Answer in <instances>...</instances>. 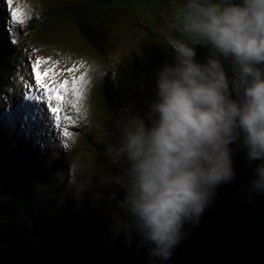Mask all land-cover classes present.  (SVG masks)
<instances>
[{
	"label": "clouds",
	"instance_id": "clouds-1",
	"mask_svg": "<svg viewBox=\"0 0 264 264\" xmlns=\"http://www.w3.org/2000/svg\"><path fill=\"white\" fill-rule=\"evenodd\" d=\"M168 29L174 55L155 72L147 112L113 114L99 157L66 159L52 176L60 204L110 189V228L137 238L149 264L168 261L186 226H198L216 189L235 178L238 152L250 187L264 192V0H184ZM198 46L209 50L203 62ZM61 148L66 156L71 145Z\"/></svg>",
	"mask_w": 264,
	"mask_h": 264
},
{
	"label": "trees",
	"instance_id": "trees-1",
	"mask_svg": "<svg viewBox=\"0 0 264 264\" xmlns=\"http://www.w3.org/2000/svg\"><path fill=\"white\" fill-rule=\"evenodd\" d=\"M32 2L38 4L39 12L27 29L40 44L48 48L58 45L65 55L69 48L74 55L84 58L81 66L72 64L79 73L76 77L83 81L94 63L88 59L104 60L111 38L117 34L116 28L128 24L129 29H133L137 51L129 49L128 54L106 65L100 74L101 80L91 79L94 85L88 104L98 122L96 130L100 135L111 126L113 114L123 108L139 111L142 115L147 112L154 98L155 72L165 61L171 62L174 55L162 33L168 32L172 16L184 0ZM8 16V6L0 0V98L5 88H13L7 80L14 71L12 66L19 64L25 68L21 56H14L6 42L8 34L4 28ZM57 50L58 47L52 49ZM208 55L207 48H196L198 61L203 62ZM43 101L49 113L48 101L45 98ZM19 128L24 129V134L13 137L0 130V248L7 263L86 264L101 253L116 234L110 228L109 217L114 206V201L109 199L111 190L98 188L95 192L101 194L100 199L90 194L78 203L67 196L66 202L60 204L58 196L63 187L55 185L52 176L66 168V159H76L79 155L88 162L97 159L101 142L93 144L91 150H81L79 155L64 156L60 151L54 156L58 158L50 159L51 148L45 131L39 128L38 119L25 120ZM53 133L56 143L57 135ZM37 185L46 187L37 189ZM108 200L109 204L103 205ZM91 204L99 209L96 214L88 208Z\"/></svg>",
	"mask_w": 264,
	"mask_h": 264
},
{
	"label": "rangeland",
	"instance_id": "rangeland-1",
	"mask_svg": "<svg viewBox=\"0 0 264 264\" xmlns=\"http://www.w3.org/2000/svg\"><path fill=\"white\" fill-rule=\"evenodd\" d=\"M16 1L18 2L16 4L13 2L12 7L14 10H18L24 23L20 25L19 31L13 32L10 35L6 27L4 31L8 34L6 42L13 49V55L21 56L20 59L25 68H21L19 64L17 67L12 66L14 71L10 72L7 77L8 82L12 83L13 88H5L3 90L5 94L0 98V130L5 132L7 136L9 134L12 137L22 135L24 134V129H18V127L25 120L28 122L38 119L39 128L45 131L47 142H49L51 148L49 150L50 159L58 156L60 151L65 156L61 145H64L66 148L71 145V150L66 156L79 155L83 149L91 150L94 148L93 144L101 142L102 136L96 130L98 122H96L95 116L88 104L91 101L90 89L94 85V81L92 80L96 78L101 80L100 74L106 68V65L109 66L110 63H115L122 56L128 54L129 49L133 52L137 51L134 47L136 41L135 35L132 33L133 29H129L128 24H124V27L119 25L116 28L117 34L111 38L108 54L105 55V59H88L90 62L93 60L94 63L92 67L90 66V70L88 69L83 81L76 77L79 73L74 70V65L72 64L81 66L84 58H79L74 55L69 48H67L68 50H66L65 55L63 54V48H59L58 45L48 48L40 44L38 40H35L33 32H30L27 26L34 16H36L37 12H39L38 4H35V2L33 4L32 0ZM8 23L11 24L10 21ZM11 27L15 28L16 26L11 25ZM12 40H15L16 44L13 45L11 43ZM57 47L58 50L56 52L52 51V49H56ZM37 61L39 63H36ZM33 66L41 72L42 80L47 79L49 83L56 81L55 87L59 91L62 99L57 102L55 100L56 93H53L51 103L53 107L58 106L60 109L58 113L61 117L59 128L56 127V122L52 114L50 112L47 113L42 105L44 101H41V98L47 100L43 96V91H28L27 86H34V78L32 75ZM44 73H47V77L44 76ZM26 92L30 96L37 97V99L29 98L26 96ZM16 105L22 106L21 110H23V113L17 107V109L15 108ZM52 119L54 122L53 126ZM53 131L57 135L58 141L56 140V143L58 142V145L54 141L56 138L54 137ZM65 131L68 133L67 136L63 135ZM28 134L31 136V133ZM33 138L37 139L35 137ZM73 142L75 143L73 144ZM77 158L84 160L81 155ZM98 188L100 187H94L92 192L97 191ZM90 194L86 195L88 196ZM109 202V200L104 201L103 205H108ZM88 208L94 214L99 210L95 204L88 205Z\"/></svg>",
	"mask_w": 264,
	"mask_h": 264
},
{
	"label": "water",
	"instance_id": "water-1",
	"mask_svg": "<svg viewBox=\"0 0 264 264\" xmlns=\"http://www.w3.org/2000/svg\"><path fill=\"white\" fill-rule=\"evenodd\" d=\"M226 71L231 75L230 62ZM243 152L234 157L235 178L221 184L198 226H186V237L170 259L151 264H264V192L250 187L252 169ZM0 264H8L0 248ZM86 264H149L137 238L115 234L107 247Z\"/></svg>",
	"mask_w": 264,
	"mask_h": 264
},
{
	"label": "snow or ice",
	"instance_id": "snow-or-ice-1",
	"mask_svg": "<svg viewBox=\"0 0 264 264\" xmlns=\"http://www.w3.org/2000/svg\"><path fill=\"white\" fill-rule=\"evenodd\" d=\"M4 3H6V5L8 6V13H9L5 27H6V30L9 31V35H10L13 32L19 31L20 25H22L24 23V21L20 15V13L18 12V10L13 9V7H12L13 0H4ZM8 21H10L11 24H9ZM11 25H15L16 27L13 28V27H11ZM11 43L14 45V44H16V41L12 40ZM36 63H39V61H37ZM53 74H55V73H53ZM32 75L34 78V86L33 85L27 86L28 91H37V90L43 91V96L46 97L47 101H48V110L55 119L56 127L59 128L61 117L58 115V113H59L60 109L58 106L53 107L52 103H51L53 100V93H56L55 100L57 102L62 99L59 91L55 87L56 81H52L51 83H49L47 79L42 80L41 72L38 71L35 66L32 67ZM44 76L47 77V73H44ZM25 94L29 98H36L37 99V97H33V96L28 95L27 92ZM41 101H43V98H41ZM63 135L67 136L68 133L65 131L63 133Z\"/></svg>",
	"mask_w": 264,
	"mask_h": 264
}]
</instances>
